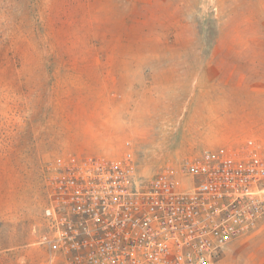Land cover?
I'll return each instance as SVG.
<instances>
[{
    "label": "rangeland",
    "instance_id": "374dc122",
    "mask_svg": "<svg viewBox=\"0 0 264 264\" xmlns=\"http://www.w3.org/2000/svg\"><path fill=\"white\" fill-rule=\"evenodd\" d=\"M246 144L264 156V0H0V264H42L57 162L130 150L151 178ZM218 264H264V219Z\"/></svg>",
    "mask_w": 264,
    "mask_h": 264
},
{
    "label": "built area",
    "instance_id": "2783aa9c",
    "mask_svg": "<svg viewBox=\"0 0 264 264\" xmlns=\"http://www.w3.org/2000/svg\"><path fill=\"white\" fill-rule=\"evenodd\" d=\"M263 219L257 145L205 149L151 178L127 150L52 166L35 245L42 264H218Z\"/></svg>",
    "mask_w": 264,
    "mask_h": 264
},
{
    "label": "trees",
    "instance_id": "16d2710c",
    "mask_svg": "<svg viewBox=\"0 0 264 264\" xmlns=\"http://www.w3.org/2000/svg\"><path fill=\"white\" fill-rule=\"evenodd\" d=\"M211 31H214L213 28H211Z\"/></svg>",
    "mask_w": 264,
    "mask_h": 264
}]
</instances>
